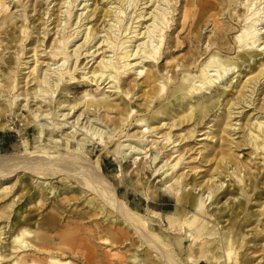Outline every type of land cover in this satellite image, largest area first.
Masks as SVG:
<instances>
[{"label": "bare ground", "instance_id": "bare-ground-1", "mask_svg": "<svg viewBox=\"0 0 264 264\" xmlns=\"http://www.w3.org/2000/svg\"><path fill=\"white\" fill-rule=\"evenodd\" d=\"M77 1L0 0V130L8 125L6 117L16 116L26 131L35 124L37 141L54 140V146L39 143L18 160L0 159V264H126L123 257L131 259L127 264H264V56L257 60L264 53V0H145L146 9L133 0L140 3L132 18L125 0H101L100 7L96 0H80L77 5L87 1L82 9L92 6L86 23L73 12ZM10 2L21 12L9 10ZM117 24L121 34L127 32L125 40L111 36ZM203 30L208 34L202 36ZM96 44L102 45L90 52ZM84 51L82 58L91 59L78 62ZM93 80L106 82L113 93L85 89V103L76 101L58 114L74 84ZM255 102L251 112H242ZM76 106L84 111L60 143L57 130L68 123L58 116ZM88 115L109 130L93 126ZM48 116L51 123H38L49 122ZM189 122L191 127L174 132ZM201 124L209 131L197 130ZM130 126L136 129L128 133ZM74 141L102 145L104 156L89 161L61 154L60 146L69 149ZM153 148L158 151L147 162ZM129 151L140 155L132 169ZM114 161L123 172L115 174V183L104 172ZM18 168L26 174L10 184L8 175ZM34 179L43 181L34 186ZM159 191L172 196L173 205H154ZM27 197L37 204L50 199L49 212L34 221L21 216L18 203ZM80 200L87 211L72 208ZM98 216L102 221L93 233L82 234L81 222ZM162 222L165 228L157 225ZM91 235L115 251L96 259L87 243Z\"/></svg>", "mask_w": 264, "mask_h": 264}, {"label": "rangeland", "instance_id": "rangeland-1", "mask_svg": "<svg viewBox=\"0 0 264 264\" xmlns=\"http://www.w3.org/2000/svg\"><path fill=\"white\" fill-rule=\"evenodd\" d=\"M97 1V4H98V6L100 7L101 6V3H102V1L101 0H96ZM104 1H106V0H103V2ZM109 1V0H108ZM145 0H142L141 1V3H142V5H140V7H144V9H146V7L147 6H149V4H150V2L149 3H147V4H143V2H144ZM80 2V0H78L77 2H76V5L78 4ZM83 2L84 3H86L87 1H81V3L79 4V5H77V6H75V8L73 9V12L74 11H76V13H77V15H79L80 13H82L81 14V18H82V21L81 22H83V23H86L88 20L87 19H84L83 20V18H84V16L86 15V13L88 12V10L92 7V6H89L88 8H84V9H82L83 8ZM107 2V1H106ZM54 3H56V1H53L52 3H51V5L49 6V9L52 7V5L54 4ZM89 5H92V3H93V0H88V2H87ZM124 4H125V8H126V15H127V17H130L131 16V18L139 11V10H137L136 12H135V10H136V8H137V5L140 3V2H138L137 3V5L135 6V2L133 1V0H128V1H126L125 0V2H123ZM163 3V2H162ZM164 4V3H163ZM14 5V2H10V7H9V10L10 9H12V11H15V10H18V12L20 13L21 11H20V7H14L13 6ZM110 4H108V6H109ZM113 5H117V4H113ZM264 4H262V5H260L259 7H261V6H263ZM166 6V4H164V7ZM258 7V8H259ZM31 8V7H30ZM29 9V8H28ZM62 10H64V8H62ZM260 13H261V16H264V7L260 10ZM33 14V13H32ZM48 15H46L45 17H47ZM53 17V16H52ZM51 17V18H52ZM79 18H76L74 21L76 22V20H78ZM92 18H89V20H91ZM128 22L129 23H131V20H128ZM38 23V22H37ZM48 23H50V22H48ZM161 23H159V25H160ZM134 25V24H133ZM53 25H50L49 26V29L52 27ZM75 26V25H74ZM73 26V27H74ZM142 26H145V24H143ZM85 26L83 25V26H81L80 28H77V29H80V30H82L83 28H84ZM101 27V26H100ZM107 27V26H106ZM138 29L140 28V24H139V26L137 27ZM77 29H75V30H77ZM120 29V30H119ZM121 29L122 28H120L119 27V24H117L115 27H113V31H112V33H111V36L112 37H120V35H121V40H125L126 38H124L125 37V35H126V33L123 31L122 32V34H121ZM142 30H144V29H142ZM53 32V30L51 31V33ZM205 32V33H204ZM104 33H99L98 34V36H97V38L95 39V40H93V42H91V44H90V46L91 45H93L94 43H95V41L99 38V35H103ZM208 33H206V31H204L203 30V35L202 36H205V35H207ZM131 35V34H130ZM179 35H180V38L182 37V36H186L184 33H179ZM34 36H35V34H34ZM39 35H37V37H38ZM41 36V35H40ZM123 37V38H122ZM46 39H47V35H46V37H45V41H46ZM100 40H102V38L100 39ZM83 40H79V41H77L76 42V44H78V43H80V42H82ZM75 41H72L71 42V44H73ZM26 43H29V40H27L26 41ZM103 44H106L105 42L103 43ZM155 44V43H154ZM102 44H96L91 50H90V52L92 51V50H94L95 48H97L98 46H101ZM33 45H28L27 46V49H30L31 47H32ZM179 48H180V53L179 52H177V54L176 55H178V54H182L183 53V45H181V46H179ZM71 49H73V46H71V47H69L68 48V50H71ZM103 49V52L104 51H106L105 52V55H108V56H112L113 55V53H114V51H113V49L111 48H108V47H103L102 48ZM102 49H100L99 50V52H97L96 53V55L97 54H100V52H102ZM109 50V51H108ZM177 50H178V48H177ZM29 54H32V53H29ZM85 54V51L83 52V55L79 58V60H78V62L80 61V60H82L83 58H84V56H86V55H84ZM41 55H43V54H41ZM95 55V56H96ZM179 56V55H178ZM263 56H264V53L263 54H261L260 56H258L257 57V60H262L263 59ZM83 57V58H82ZM102 57V55H100V57H98V59H100ZM32 58V57H31ZM108 58V57H107ZM163 58H164V54L161 56V59L159 60V61H162L163 60ZM260 58V59H259ZM91 59V57H89V58H87V59H83V63H85V62H87V60H90ZM39 61H41V59H39ZM95 61V59L94 60H91L89 63H88V65H87V69H86V71L88 70V68H89V66L93 63ZM62 62V60L59 62V64ZM77 62V63H78ZM46 63V62H45ZM44 63V64H45ZM250 63L252 64V60L250 61ZM96 63H94L93 65H95ZM247 64H244V65H242V67H241V69L242 70H244V68H245V66H246ZM51 67H55L54 65H52ZM237 69L235 68V69H233V71H236ZM28 71V69H26V70H23V72H27ZM231 69L230 70H228L226 73H224L223 75V81L226 79V78H228L229 77V75L233 72ZM52 72V69L49 71V73H51ZM23 75V74H22ZM51 77H53V80H54V78L56 77V76H54V73H51ZM51 79V78H50ZM52 80V79H51ZM234 80H236V78L234 79ZM108 81V80H107ZM101 81L99 80L97 83L93 80L92 82H90L89 84L88 83H84L83 81H81L78 85L77 84H74V86H73V88H71V92L68 94V95H66V97H67V102H65L62 106H60L59 108H57V110H58V114H60V113H67L68 112V109H69V107H71L72 105L71 104H73L74 102H76V101H78V102H81V105L83 104V103H85L84 101L85 100H83L81 97H82V92L85 90V89H90V90H92L93 92L94 91H104V92H106V94H112L113 93V89L112 88H109L108 87V85L106 86V82L105 83H100ZM34 82H32L30 85H32ZM247 95H250L249 93H247ZM112 97H115V95H112ZM21 98H22V96H20L17 100H18V104L21 102ZM136 98V96L134 97V99ZM64 98L62 97V98H60V100H63ZM222 98H220V100H221ZM22 104H25V101H22ZM255 104H256V102L253 104V105H248L247 107H244L242 110V112H247L248 110V112H251L252 110H250V108H252V107H254L255 106ZM41 109H44V110H46V111H49L50 110V108L49 107H47V106H44V103L42 102L41 103ZM79 106H76L74 109H72L70 112H69V115L68 116H66V117H62V116H58V121L59 122H61L62 120L64 121V120H66L67 121V123L68 124H62L61 126H60V129L59 130H57L58 131V133H57V135H56V137H57V139H58V141L61 143L62 141H64V136H63V133H68V132H70L71 131V129H68V126L71 124V122L72 121H74L75 119H76V117H77V115L79 114V113H83L82 111H84V107H82L81 109H79L78 108ZM14 109H16V108H13V110ZM237 110H239V109H237ZM236 111V110H235ZM19 112H23L24 113V115H22V117H25L26 115H27V111H26V109L24 108V110L23 111H19ZM218 112H220V110L219 111H216V113H218ZM254 112H256V111H254ZM91 114H92V112H90ZM264 114V113H263ZM242 114H236V116H238V118L237 119H239L240 118V116H241ZM83 114L80 116V120L83 118ZM49 118H48V120L47 121H49V122H46L44 119H42V120H40V121H38V123H51V121H52V119H53V117L52 116H48ZM51 117V118H50ZM87 117V116H86ZM88 117H89V119H91L92 120V123H93V126H96L97 128H100V129H103V130H105V131H108L109 130V128H105L103 125H100L99 123H94L93 121H95V118H93L94 116L93 115H88ZM11 118V119H10ZM6 120H7V127L4 129V130H0V145L3 143V145L2 146H0V159L2 158V159H6V160H8V158H14V159H16V160H18L19 159V157H23L24 155H25V153L26 152H28L29 150H31V151H33L34 150V146H36L37 144H39V143H49V145L50 146H54V143H53V139H49L48 140V136L47 137H45L44 139H47V141H43V142H39V141H37L36 139H35V124L34 123H31V125H30V127H29V129L26 131L25 129H24V127L22 126V122H19V120L16 118V116H15V118L13 119V116H11V117H6L5 118ZM10 119V120H9ZM9 120V121H8ZM79 120V121H80ZM83 121V123L86 121V118L84 119V120H82ZM207 121V120H206ZM234 121H236L237 123H239V122H242V119H241V121L239 120H234ZM54 122H56V120H54ZM81 122V121H80ZM207 123V122H206ZM103 124H104V122H103ZM191 124V122H189V123H185V124H183L181 127H177V128H174L173 130H175L174 132H176L177 130H179V129H181V128H185L186 129V127H188L189 125ZM211 124H212V122H211ZM210 124V125H211ZM50 125V124H49ZM52 126V124L50 125V127ZM192 125H190V127H191ZM206 126H208V124H205V125H203V124H201V125H199V126H197L196 127V129L197 130H200V129H203L202 130V132L203 133H205V132H208L209 130H208V128L206 127ZM236 127H237V125H236ZM133 127L132 126H130L127 130H128V133H131V132H133L136 128H134V129H132ZM183 128V129H184ZM48 132V130L46 131V133ZM201 131H198V134H200V133H202ZM182 134L183 133H185V130H182V132H181ZM43 134V133H42ZM61 135V136H60ZM148 135V134H147ZM146 135V136H147ZM238 135V133L235 135V136H237ZM146 136H144V138H142V140H147V138H146ZM79 137H83V135H81V136H79ZM78 137V138H79ZM199 137H204V135H199L197 138H199ZM124 139H127V138H125L124 137ZM151 139V137H148V140H150ZM141 140V139H140ZM50 141H52V142H50ZM136 142L137 141H135V143L134 142H132V141H127V142H125V144H127V143H131L132 145H135L136 144ZM200 142H202V141H200ZM138 143V142H137ZM137 145V144H136ZM144 145V144H143ZM61 147V149H62V153L61 154H66V155H69V156H73L74 154H82V155H84L85 156V160H89V161H93V158L94 157H97V156H104V154H103V152L105 151V149L102 147V145H97L96 143H93L92 144V142H89V143H87L86 145H78L77 144V142L76 141H74V144H73V146L71 147V148H66L63 144L60 146ZM139 147H140V145H139ZM142 147V146H141ZM112 148H114V147H111L110 148V150H112ZM245 148H247V147H245ZM75 149V150H74ZM158 150L157 149H152L151 151H149L148 153H147V155H146V160H147V162H149L152 158H153V156L155 155V152H157ZM73 153V154H72ZM133 153V152H132ZM132 153L129 151V154H128V165H129V169H132L133 167H134V163H133V160H134V158H137V157H139L140 155H138V154H133L132 155ZM242 154H244V153H242ZM74 156H76V155H74ZM163 155H161L160 157H158L157 159H156V161L154 162V164L152 165V166H154V165H156V163L159 161V159L162 157ZM163 162H159L158 163V165L157 166H159L160 164H162ZM22 165V164H21ZM20 165V166H21ZM121 170V168L120 167H118V165L116 164V162L114 161L112 164H109V165H107L105 168H104V172L105 173H108L109 174V176L111 177V181L112 182H114L115 183V181H117L118 179V177L121 175V173L123 174V172H121L120 171ZM122 170H123V167H122ZM28 172H29V170H28ZM26 173H25V171L24 170H22L21 168H18L16 171H14L12 174H10V175H8L9 176V182H10V184H12L13 182H14V180L16 181V178L17 177H20V176H23V175H25ZM115 174L116 175H118L117 176V178L115 177ZM29 175V174H28ZM123 177V176H122ZM36 179V178H35ZM35 179H34V181H35ZM152 179V178H151ZM260 179L261 180H264L263 179V175H261L260 176ZM43 181V179H38V180H36L35 181V183H34V186H36L37 184H40L39 182H42ZM53 181L54 182H56L57 181V179L55 178V179H53ZM1 182V181H0ZM8 182V183H9ZM18 185V183L16 184V186ZM76 184L74 183L73 184V186H75ZM154 185L158 188V186L159 185H161V182H160V178H156V180L154 181ZM16 186H15V188H16ZM124 183H122L121 184V188H120V190L118 191V193H117V195L119 196V198L121 199V193L123 192V190H124ZM15 188L13 189V192H14V194L15 195H17L18 193H19V190H17V191H15ZM35 188H37V187H35ZM52 196V194H49L48 195V197L50 198ZM127 197L128 198H132L133 200H135V201H138V199H137V197L135 196V194L134 193H130V194H128L127 195ZM52 198V197H51ZM50 198V199H51ZM47 200V203L45 204V203H39V204H37L36 202H32V201H30L29 200V198L27 197L24 201L23 200H21L19 203H18V205H19V209L22 211L23 210V213H22V215L21 216H25V215H27L28 217H31L32 219H33V221L34 220H40L41 218H42V215L43 214H46V213H48L49 212V210H50V207H51V205H50V203H49V201H51V200ZM225 200L223 199V202H224ZM73 203V202H72ZM71 203V204H72ZM168 203H170L171 205H173V203H174V198L172 197V196H167V195H165L162 191H159V194H158V198H157V201H154L153 202V204L154 205H161V206H163V205H165V204H168ZM17 206V205H16ZM73 207H77V209L78 210H80L81 212H84V211H87V209L84 207V205L81 203V200L78 202L77 201V203L76 204H74L73 206H72V208ZM255 209V208H254ZM159 211L161 212V213H164L166 210L165 209H159ZM25 214V215H24ZM102 220L101 219H99V216L98 217H92V218H89V219H85L83 222H81L83 225H84V231H81L82 232V234L83 233H85L86 231L88 232H90V234H92L93 233V231L92 230H94L95 229V226H94V224L96 223V222H98V223H100ZM1 222V221H0ZM104 224H105V222H104ZM1 223H0V227H1ZM157 225L158 226H161L162 228H165L166 226H167V224L165 223V222H162L161 223V225L159 224V223H157ZM9 228V225L6 227V231H7V229ZM1 237H3L4 238V242H3V245H7L8 244V241H6L5 242V240L7 239V233L6 234H4V235H2ZM10 241V240H9ZM87 243L90 245V248L92 249V253H93V255L94 256H96V259H100V258H104V253L106 252V254L107 253H113L114 251H115V249H111L110 248V246H104V244H102V243H100V241L99 240H97L96 238H94L93 237V235H91L90 236V239L89 240H87ZM3 250H4V248H3ZM111 250V251H110ZM9 253H12V249H10L9 250ZM257 253H259V252H257ZM125 254V253H124ZM152 255H155V252H152ZM108 259H114L113 257H110V256H108L107 257ZM6 260H8V259H5V261ZM126 264L127 263H129L130 261H131V259H129V258H126V257H123V259H122ZM74 262H75V260H73Z\"/></svg>", "mask_w": 264, "mask_h": 264}]
</instances>
